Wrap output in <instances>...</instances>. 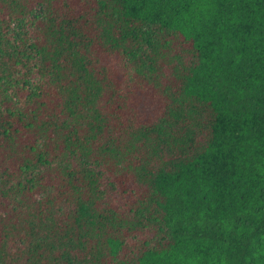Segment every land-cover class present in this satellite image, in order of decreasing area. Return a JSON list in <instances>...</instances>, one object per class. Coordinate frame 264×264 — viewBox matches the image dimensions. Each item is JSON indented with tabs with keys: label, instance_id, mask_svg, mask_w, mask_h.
Masks as SVG:
<instances>
[{
	"label": "trees",
	"instance_id": "1",
	"mask_svg": "<svg viewBox=\"0 0 264 264\" xmlns=\"http://www.w3.org/2000/svg\"><path fill=\"white\" fill-rule=\"evenodd\" d=\"M0 264H264V0H0Z\"/></svg>",
	"mask_w": 264,
	"mask_h": 264
}]
</instances>
